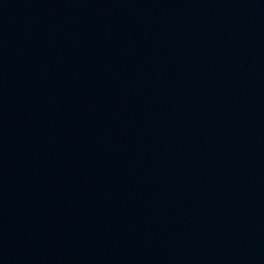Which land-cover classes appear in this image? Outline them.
Segmentation results:
<instances>
[{"label":"water","instance_id":"95a60500","mask_svg":"<svg viewBox=\"0 0 264 264\" xmlns=\"http://www.w3.org/2000/svg\"><path fill=\"white\" fill-rule=\"evenodd\" d=\"M0 264H264V0H0Z\"/></svg>","mask_w":264,"mask_h":264}]
</instances>
